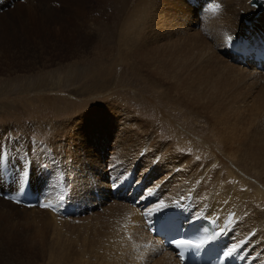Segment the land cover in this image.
<instances>
[{"label": "bare ground", "instance_id": "1", "mask_svg": "<svg viewBox=\"0 0 264 264\" xmlns=\"http://www.w3.org/2000/svg\"><path fill=\"white\" fill-rule=\"evenodd\" d=\"M10 1L13 0H0V10L7 7ZM156 1L160 2V0H105L103 10H100L101 5L99 9H96L97 11L94 12L92 10V13L91 8L93 6H85V9L80 12L82 4H76L73 6V11L79 17H83L82 22H84L82 24L80 22L77 23V26L63 21L60 17V12L54 8L57 7V3H55L57 1L55 0H24L25 6L20 7V5H17V8H23V11L25 9L24 13L28 20H19L18 26L12 22V19H6L5 15L0 14V29L3 30L10 27L12 30H20V32L24 33L25 39L27 37L30 38L29 35L33 34L34 27H39L38 31L43 27L44 29L41 32L47 33V27L51 23L61 27L70 25L73 27L71 29L73 33L81 31V26L85 27L86 24H88V28L93 26L92 31L96 32L97 36L99 35V40L90 38V36L88 37L89 39H86V41L96 43L95 52L93 51L94 54L91 58L96 60V57L100 56L105 58V61L113 58L111 60L115 61V67H118V65L127 67L132 72V78L130 79L145 82L148 89L143 92L148 93L146 95L150 97L148 104L153 105V108L146 109V107L142 106L140 108V105H146L144 100L148 101V97L144 95H141V101L136 102L133 106L138 109L132 108L131 104L124 109L116 103L117 100H107V105L109 106H105L107 110L103 113L106 118L101 120V115H95V112L90 109V113L81 114V121L77 124L69 120V123L55 125L54 133L51 131L53 126L45 125L41 129V133L42 135L48 134L50 139L48 141L44 140L43 143L37 140L41 138L39 135L36 139L32 138L31 134L27 135L24 132H21V136H17L15 133L11 136H6L7 129L5 131L0 130V147L2 145L4 152L3 163L0 165V196L2 197H0V252L4 251L1 247L7 244L10 247L13 244L12 241L15 242L25 238L31 226V222L28 220L39 218V212H37L39 209L37 211H35L36 209L28 211L29 209L17 206L7 199L9 196H19V193L17 195L19 187L22 183H27L28 181L24 169L26 164L23 170L21 167L22 162L26 158L31 159V165L36 167L40 163L38 169H34L31 174V180H34V184L35 182L36 185L43 184V182L47 181V174L44 169H48V178L51 185L50 187L48 185L47 194L58 189H64L65 192H68L66 189L69 188L73 193V195L71 194L72 197L69 194V199L74 205H78L79 208L84 207V204H88L89 200L96 202L100 198L107 201L111 200L116 204L117 208H120L122 205L114 201L116 198L111 199V194L109 196L108 193L105 195L102 192L108 182V180L106 181L108 173L104 167L108 162L104 156H100L107 153L111 155L119 153L122 155L119 158L117 156V161L119 160L118 162L122 164L121 166L124 170L131 175L128 179L132 181L134 186L142 185L148 195L153 197L154 204L147 208V212L151 216L162 215L173 205H182V210L187 212L188 217L207 218L213 221L219 229L223 228L225 236L222 241L225 244V249H235L243 264H264V207L262 210L258 203L261 201L262 192L261 195L256 194V197L247 190V193L245 191L243 194L244 197H240L243 192L237 190L242 187V181L240 182L239 179V182H237V177L233 178L234 174L227 169L228 166L241 171L246 168L249 171L248 174L251 171H255L257 174L260 173V177L264 182V95L250 98L246 93H239L232 86L231 81L233 75L236 76L237 72H241L245 76L255 75L263 77L264 72L256 70L248 64L237 63L236 59L224 48V44L228 39L239 40L244 36L255 42L264 39V7L258 6L255 9L250 2V7L253 10L247 8L248 10L245 9L246 11H244L242 7L244 8L247 5L248 2L246 1L247 3H244V6H240L241 10L245 12L243 18L236 19L234 23L231 22L230 18L229 20L224 19L225 23L227 22L231 28H227V24L224 27V25L220 24L222 22L220 21L218 23L222 26V32L214 27L213 34H217L212 39L210 38L211 40L207 38L209 42L200 46H189L180 39L166 38L165 35L169 31V26L166 25L167 20L165 23L164 17H167V14L165 15L164 12L159 13L162 7L159 11L160 3L158 2L159 4L157 3L158 6H156ZM238 1L240 3V0ZM233 2L236 3L235 1ZM177 3L180 6H172L177 11V14L173 17L170 16L172 18L170 24H175L174 18H176L177 24L181 25L187 20L189 14L185 12L181 0H177ZM111 7L114 8L113 13ZM155 7L157 10L156 15H152ZM224 7H222L223 11H225ZM107 10L112 14L110 15ZM230 13L236 18L239 12L237 11L236 14L235 11H228L226 13L227 18ZM100 15V21L106 16L111 19H113L114 15L120 19L122 16V25L118 27L116 39L112 29H110V34L112 35L109 36L110 38L107 37L109 31L103 32L102 25L107 20L97 26L95 23L96 18L94 17ZM240 15L242 14L239 13ZM256 15L258 16L255 17ZM217 16L218 14L216 18ZM218 18L223 19L224 17ZM244 21L248 25H245ZM113 22L115 23V21ZM187 23L185 22V24ZM212 23L209 22V25H207L209 30L212 29L211 27L216 21ZM225 23L223 22V24ZM113 25L111 26L115 30L116 26ZM234 25H236V28ZM153 27L157 30L150 31ZM186 29L184 28L183 32ZM38 31L37 33H39ZM219 32L221 33L219 34ZM56 33L63 35V30L59 29ZM112 38L116 42L114 45L109 43ZM105 44L109 47L114 46V48H106ZM97 46L99 50L105 49V53L102 51L98 52ZM214 47L219 48V51L217 50L216 52L213 49ZM9 49V47H6L4 51L6 52ZM201 61L205 62V64ZM201 63L203 64L202 66H200ZM98 66L100 67L99 64ZM59 72L61 73L58 74L59 77L57 79L64 77L65 81L67 80L66 82H70L69 76H72L73 70L67 69L66 71V69H63ZM262 73L263 75H260ZM239 76L241 75L239 74ZM49 79L47 74L39 77L38 80L27 86V90L36 91L41 89V91L45 92L48 89V84H54ZM100 80L104 79L101 78ZM234 84L236 85V83ZM54 85L60 87V85ZM85 86L83 85L81 92L87 93L91 88L88 85L87 88ZM85 89L86 91H84ZM103 90L105 91V89ZM106 90L109 89L107 88ZM81 92L77 93L81 94ZM38 98L36 96L35 100L43 102L42 98L40 100ZM80 103H86V105L90 106V104L97 103V101L92 99L75 104L78 105ZM73 110L75 113L76 109ZM249 118L254 119H252L254 121L253 125L250 124L251 121L250 123L248 122ZM177 125L180 129H189L190 134L195 137L196 134L202 136V139L197 142L184 141L181 139L183 136L181 134L178 135L173 128V126ZM189 130L186 133H189ZM37 133L39 134V132ZM29 144L39 154L46 152L49 147H52V151L55 154L53 157L42 156L41 158L36 154L31 155L30 151L32 149L28 148ZM155 144L157 145L153 147L152 145ZM19 145L21 151L16 149V146ZM203 147L209 148L208 153L196 151L201 150ZM196 159H199L200 162H196ZM101 163L104 164L102 168ZM42 165H45L44 169ZM121 166L118 168H121ZM109 170H113L112 166H109ZM245 171L247 172V170ZM60 175H62V180H64L63 183L56 181V178ZM242 177L241 179H243ZM253 177H250V179ZM224 180L226 183H224ZM252 180L256 181V179ZM249 186L251 187V184ZM253 187L257 188L256 184ZM260 190L258 189L256 192ZM262 190L264 191V189ZM41 193L43 192L39 190L37 196ZM247 195L250 200L249 202L244 201L246 202L244 203L241 200L244 198L248 199ZM238 197L242 198L240 202ZM72 203H69V206L74 212L75 208ZM111 208H107L110 216H112L111 212L113 210ZM124 210L129 213L126 212L124 215L123 228L121 229H123L126 236L127 246L130 250L128 253H131L130 256L133 257L132 259L130 258L132 264H179L172 251L164 250L156 240L149 237L140 221L139 214L135 212L133 207L129 206V203L124 207ZM49 217L54 221L53 216L50 215ZM110 220L112 221V219ZM36 222L33 221V223ZM99 223L102 230H99L100 233L97 236L100 242L94 247L96 252L90 253L89 248L91 249V247L84 250V253H87L90 257H94V253L98 255L104 251L114 252L116 245L114 243L117 240L114 239L115 242L113 243L114 230L111 226L112 223L108 221L105 223L100 219L97 224ZM22 233L25 235L22 236ZM30 237L32 236L30 235ZM28 243H30L29 239ZM31 243L34 245L35 241L32 240ZM84 253L79 259L82 261L75 260L73 264H96L94 262L90 263V260H85ZM58 254L60 253L58 252ZM57 258L58 260H64L61 255ZM121 264L123 263L121 262Z\"/></svg>", "mask_w": 264, "mask_h": 264}, {"label": "rangeland", "instance_id": "2", "mask_svg": "<svg viewBox=\"0 0 264 264\" xmlns=\"http://www.w3.org/2000/svg\"><path fill=\"white\" fill-rule=\"evenodd\" d=\"M23 1L24 0L10 1L9 4L7 5V7H4L3 9L0 10V14L5 15L6 19H10V20L12 19V22H14V24L18 26L19 20H22V21L28 20V17L24 13L25 9L23 11V8H17V5H20V7L25 6V2H23ZM55 1H57V2H55V3H57V7H54V8L60 12V17L63 19V21L70 23V24L71 23L75 24L77 26V23L80 22L82 24L84 22H82L83 17H79L76 13H74V11H73L74 5H76V4L80 5V3L83 5V6L81 5V10H79L80 12H82V10L85 9L84 8L85 6L91 5V6H93L91 8V13H92V10H94V12L97 11L96 9H99L101 5H102V7L100 8V10H103V4H104L105 0H55ZM163 1L164 0H160V2L156 1V6H158V4L160 3L158 10L160 11L161 7H162V9H161V12H159V13L164 12L165 15L167 14V17H164V19H165V23L167 20L166 25L169 26L168 32L169 33L174 32V34H172V33L169 34L167 32V35H165L166 38H169V39L170 38H173V39L176 38V40L180 39L181 41H185V44L189 45V46H193V45L194 46H197V45L200 46L206 42H209L208 40L210 38L212 39V37L217 34V33L213 34L215 28H217V30L223 31L222 26H220V24L224 25V27L226 24L228 25L227 22L225 23L224 19L229 20V18H230V20H232L231 22L234 23V21L236 19L243 18V16H244L243 14L245 13V12H243V10L246 11V10H248L247 8H249V10H253V8L250 7V1L251 0H244V1L240 0V3L238 0H224V1L223 0H204L206 7L199 14V12L197 13V9H202V7L194 8V7L189 6L188 2L186 3L185 0H181L183 3L182 5H184L185 12L186 13L188 12V14H189V16L185 22L186 23L189 22V23L185 24V22H184L183 23L184 25L183 24L180 25L179 23L177 24V22L175 21L176 18H174L175 24L174 23L170 24V20L172 21V18H170V16L173 17L175 14H177V11L175 9H173L174 6H178L177 0H170V1L165 0L164 4H163ZM233 1H235L236 3H234ZM161 3L164 5V7ZM244 3L245 4L247 3V5L244 8L242 7L243 10H241L240 6H244L245 5ZM59 4H60V7H59ZM218 4H219V7L215 8V5H218ZM237 4L238 5L240 4V5L238 6ZM224 6H226V7H224ZM222 7L225 8V11H223L224 9ZM235 7H237V8H235ZM226 8L227 9L229 8V9L227 10ZM236 9H238V10H236ZM113 11H114V8H112V13H113ZM156 11L157 10L155 7V10H154V12H152L153 13L152 15H156L155 14ZM216 11H217V13H215ZM228 11H230V12L235 11L236 14L238 11L242 15L239 16V13H238L237 14L238 16H236V18H235L232 16L233 14L231 15V13H230V16H228V18H227L226 13ZM107 12H108V10H107ZM218 12L221 14H219ZM108 13L110 15L112 14L110 12H108ZM217 14H218V16L216 18ZM249 14H250V12H249ZM249 14H247V15L249 16ZM81 16H82V14H81ZM222 16L224 17L223 19L218 18V17H222ZM90 17H91V14H90ZM100 17H101V15L94 17V18H96L95 23L97 24V26L100 23H103L104 20H107V22L103 23V25H102L103 32L109 31V34L107 35V37H109V36H112L110 34V29H112V33L114 35V38L116 39L117 38L116 32L118 30V27L122 25V21H123L122 16H121V19L115 15H114L113 19H111L110 17L108 18V16H106L103 18L102 21H100V19H99ZM214 17L218 20H216ZM231 17H233V18H231ZM214 19L216 21L215 24H213L215 22ZM112 20L115 21V23ZM209 20H211V21H209ZM220 21H222V22H220ZM209 22L210 23L213 22L212 24L215 25V26L212 25V27H211L213 30L208 29L207 25H209ZM218 22H220V24ZM223 22L225 24H223ZM27 23L29 24V22H27ZM48 23H51V22H48ZM110 24L111 25L114 24L113 26H116L115 30L112 28V26ZM217 24H218V26H217ZM36 25H38V24L36 23ZM177 25H178V27H177ZM87 26H88V24H86L85 27L81 26V31H77V32L73 33V32H71V29L73 27H71L70 25L65 26V27H61L58 25H53V23H51V25H48V27H47V33L41 32V30L44 29L43 27L40 29V31L37 30L39 27L38 28L34 27V29H33L34 31L32 32L33 34L29 35L30 38L27 37V39H25L24 33L20 32V30H18V31L12 30V29H10V27L8 29H3V30L0 29V130L5 131V129H7L6 136L7 135L11 136V135H13V133L17 134V136L18 135L21 136L22 133L24 132L27 135L31 134L30 136H32V138H34V139L38 138V135L41 136V138H38L37 140H39L40 142L43 143L44 140L48 141L50 139L48 134L45 133L42 135V133H41V129H43L45 127V125L53 126L51 131H52V133H54L55 128H56L55 125H61V124L69 123V120H72L73 122H75L77 124L78 122L81 121V117H80L81 114L85 113V112L90 113L91 112V111H89L90 109H92L95 112L94 113L95 115L100 114L101 120H102V119L106 118V117H104L103 113L107 110L105 108V106L107 105V102H108L107 100H112V101L117 100L116 103L119 106H121V108H124V109L127 108V105H130V104H131V107L134 108L133 107L134 104L138 101H141V95H144V96L148 95L147 92H143L144 90L148 89L145 82H143L141 80L135 81V79H133V80L130 79V78H132V72H130L128 70V68L125 67L124 65H118V67H115L114 66V65H116L114 63L115 61L111 60L113 58L109 59L108 61H105V58H102L100 56H97L96 60L91 58L92 55L94 54L93 51L95 52L94 49L96 47L95 46L96 43L93 41H86V39H89L88 37L90 36V38H97L99 40V35L97 36V33L96 32L94 33V31H92L93 26H91V28H88ZM171 26H173V27H171ZM204 26L206 29L204 28ZM219 26H220V29H219ZM234 27L236 28V25H234ZM184 28L185 29L187 28V29L183 32ZM227 28H231V27L228 25ZM59 29L63 30V35H58L56 33ZM152 30L154 31L157 29L153 27V29L151 28L150 31H152ZM194 30H195V32H194ZM207 30H208V33H207ZM37 31L39 33H37ZM83 32H85V33H83ZM221 32H219V34ZM209 33L210 34L212 33V34L210 35ZM173 35H175V36L173 37ZM183 35H185L186 37ZM207 38H209V39H207ZM110 40L113 41V42L112 41L109 42L111 45H114L116 43L113 40V38ZM105 45H106V48H111V49L114 48V46L109 47L107 44H105ZM6 47L10 48L9 50H7L9 52L4 51ZM97 49H98V52L102 51L105 53V49L99 50L98 46H97ZM213 49H215L216 52H217V50L219 51V48H217V47L216 48L214 47ZM201 62L203 64H205V62H203V61H201ZM108 63H109V65H108ZM202 63L200 66L203 65ZM98 64L100 65V67L98 66ZM73 66H75V67L73 68ZM109 68H111V69H109ZM63 69H66V71H67V69L73 70V74H71V75L74 77L69 76L70 82H66L67 80L65 81L64 77H62L61 79H57L59 77L58 74L61 73L59 71H61ZM105 71H107L106 74H105ZM238 73L242 77L239 76ZM44 74L45 75L47 74L48 77L50 78L49 80L53 81L54 84L60 85V87H56L54 84H53L54 85L53 86L51 83V84L47 85L48 89L45 92L41 91V89H38L36 91H33V90L28 91L27 86H29L30 83L38 80L39 77L45 76ZM235 75L236 76L233 75V77H235L236 80L233 77L231 79L232 86L235 89H237V91L239 93L240 92L246 93V94H248V96L250 98H255L256 96L262 95V94L264 95V91H263L264 90V77L263 76H255V75L245 76V75H242L241 72H237ZM260 75H263V73ZM101 78L104 80H100ZM96 81H98V82H96ZM252 81H253V83H252ZM102 82H105V83H102ZM100 83H102V84H100ZM234 83H236V85ZM83 85H86L85 86L86 88H87V85L90 86L91 91L89 90V91H87V93L81 92V89H83ZM107 88L109 90H106ZM135 88H136V90H135ZM103 89H105V91ZM84 91H86V89ZM77 92H81V94L77 93ZM254 92H256V93H254ZM36 96H37V98H38V96H40V98H42L43 102L35 100ZM146 97H148V101L143 99L145 101L146 105L142 104V105H140V108H141V106L144 108L146 107V109L147 108H153V105L148 104V102H150L149 101L150 97L149 96H146ZM40 98H38V99L40 100ZM142 98H143V96H142ZM92 99H95L97 101V103H92V104H90V106L86 105V103H80L78 105L75 104V103H78L80 101L86 102V100L89 101ZM33 100H34V102H33ZM62 105H64V106H62ZM107 106H109V105H107ZM73 109H76L75 113H74ZM134 109H138V108H134ZM252 119L253 118L248 119L249 123L251 121V123H250L251 125L254 124V121H253L254 119L253 120ZM173 128L178 135L181 134V136H183V137H181V139H183L184 141H191V142L196 141L197 142L198 140L202 139V136H198L197 134H196V137L191 135L189 129H185V128L180 129L178 125L173 126ZM183 129H185V130L183 131ZM188 130H189V133H186V131H188ZM36 131L39 132V134ZM257 132H259V131H257ZM9 141H11V140H9ZM156 145L157 144L152 145V146L155 147ZM1 147H2V145H1ZM31 147H32V145L29 144L28 148H31ZM16 149L21 151L20 145L16 146ZM31 149L32 150L30 151V154L31 155L36 154L40 158L42 156L53 157L55 154L52 151V147H49L46 150L47 153L44 152L45 154L44 153L39 154V152L33 150V148H31ZM208 149L209 148L203 147L201 150H196V151L199 153H202V152L208 153V151H209ZM121 155L122 154H119V153L118 154L115 153L112 155L110 153H107L106 155H100L102 157L104 156L105 160H107V162H108L107 164H105L106 166H104V164L101 163V168H102V166H104L105 171L108 173L106 181L108 180V175H110V173H112V174L117 173V174H114L115 177L116 176L118 177L119 175L121 176L124 173L123 171H125V170L121 166L122 164L118 162L119 160L117 161V159L119 157H121ZM117 156H118V158H117ZM195 161L200 162L199 159H196ZM114 164H116V165H114ZM107 165L112 166V169L113 170L115 169V170L110 171L109 166H107ZM118 165L121 166V168H118L119 167ZM39 166H40V163L38 164V167ZM26 167L28 168V166L25 165V167H24L25 172L27 173V171H29L30 174H32L34 172V169H38V167H36L35 165H31L30 170L27 169ZM42 167L44 169L45 165H42ZM228 167H227V169H229L230 172H232V174H234L233 175L234 177L232 175H230V176L233 178L237 177V182H239V179H240V182L242 181V187L241 188L243 190L240 187L239 188L237 187L238 189H240L237 191L243 192L242 194L240 193L241 195L239 194L240 197L243 196L245 191L247 193V190L249 192H251L253 194V196L255 195L256 197H257L256 194L261 195V192H262L261 201H259L258 203L260 204L261 209L263 210V207H264V205H263L264 204L263 193H264V191L262 189H264V182H263L262 178L260 177V173L257 174L255 171H251V173H249L250 174L249 175L248 174L249 171L246 168H245V170H247V172L245 170L241 171V170L235 169L232 166H230L229 168ZM216 168H218V167H216ZM122 169H123V171H122ZM116 171H119V172H116ZM35 172H38V171H35ZM42 172H43V170H42ZM243 173H244V175H243ZM242 175H243V177H242ZM248 176H249V178H248ZM241 177L244 180H248V179L249 180L244 181L243 179H241ZM250 177H253V178L250 179ZM57 178H56V181L58 183H60V182L63 183L64 180H62L63 179L62 175L58 176ZM26 179H27V177H26ZM30 179H32L31 176H30ZM252 179H256V181L252 180ZM32 182H33L32 185H36V182L34 184V180H32ZM246 182H247V185H246ZM261 182H262L263 186H262ZM224 183H226L225 180H224ZM250 184H251V187L255 186V184H256L257 188H255V187L251 188L249 186ZM107 185L109 187L111 186V184H109L107 182L106 187L102 192H104L105 195H106V193H108V195L110 196L111 193L109 191V187L107 188ZM250 189H251V191H250ZM258 189L259 190L261 189L262 191L260 190V191L256 192V190H258ZM66 191H68V192H66L68 194V197H69V194H70V197H72L71 196V194L73 195L72 190L67 188ZM37 192H39V189L35 186L36 195H37ZM249 192H248V194H249ZM18 193H19V191L17 192V195H18ZM50 193H52L51 197L53 199H55L57 197L56 192L50 191L49 194ZM46 194H47V192H46ZM12 197H16V195H14ZM38 197L42 198V200H43L44 197H48V196H45L44 193H41L40 195H38ZM240 197H238L239 202L242 199V198L240 199ZM247 198L248 199L244 198L241 201H243V202L248 201L249 202L250 199H249L248 195H247ZM111 199H115V198L111 197ZM114 201L121 203L122 206L120 208H123V209L117 208L116 204H114L111 200L107 201L106 199L103 200L102 198H100L96 202L94 200H92V201L89 200L88 204H84L85 205L84 207L83 206L80 207L77 211V214L72 216V217H69V219L68 218L61 219V218L55 217V216H53L52 213H50L49 211H47L44 208L43 209L34 208V207L33 208H25V207L20 206L24 209H27V210L29 209L28 211L35 210V209H36L35 211H37L39 209L37 211V212H39V218H37V219L34 218L35 220H32V219L28 220L29 222H31V226L29 228L30 231L27 232L28 234H26L25 238H21L20 240L15 241V242L12 241L13 244L10 247H8V244L4 247H1L4 251L0 252V264H53V263L54 264H66V263L68 264L69 262H71L69 264H73L75 262V260L78 261L79 259H81V256L83 255L82 253H84L85 249L87 250L89 247H91V249L89 248V252L90 253L96 252L94 247H96L97 244L100 242V239H98L99 237H97V236H99L98 234L102 230V227L100 228V226H101L100 223L97 224L99 219L104 221L105 223L107 221L112 223L111 226H112V229L114 230L113 243L115 242V240H117L116 241L117 243L116 242L114 243V245L116 244L114 247V252H105L104 251L105 253H107V254H105L104 252L101 251L102 253L98 254V255H96V253H94L93 255L95 258L88 256L87 253L86 254L84 253V256L86 258V259L85 258L84 259L87 261L90 260L89 261L90 263L94 262L96 264H106V263L107 264H118V263L121 264V262L123 264H132L131 259L133 257L130 256L131 253L130 254L128 253V252H130V250L127 246L128 243L126 240V236L123 232V229H121V228H123V223H124L123 217H124L126 212L129 213L128 211L124 210V207L128 205V202H126V200H123V199H116ZM246 202H244V203H246ZM153 204L154 203L152 202V205ZM17 206H19V205H17ZM102 208H103V210H102ZM107 208L113 209L111 212L112 216L109 215ZM28 211H27V213H28ZM117 211H119V212H117ZM50 215L54 217V221L52 220V218L49 217ZM93 216H95V217H93ZM28 217H31V216H28ZM96 219H97V221H96ZM110 219H112V221ZM93 220H95L96 222ZM33 221H37V222L33 223ZM119 227H120V229H119ZM91 234H93V235H91ZM24 235L25 234L22 233V236H24ZM30 235L32 237H30ZM94 235H95V237H94ZM28 239H29L30 243H28ZM32 240L35 241L34 245H33V243H31ZM121 240L122 241L125 240V242L122 243ZM87 243H90V244H87ZM121 244H123V245H121ZM92 248L94 249V251ZM115 249H117V250H115ZM119 249H122V250L119 251ZM54 252H56V253H54ZM58 252L60 254H58ZM64 252H67L68 254L64 253ZM117 253H119V254H117ZM60 255H61V257L64 258V260L63 259L58 260L57 257ZM67 255H69V256H67ZM113 255H115V256L112 257ZM124 257H126V258H124ZM49 260H50V262H49ZM127 260H129V261H127ZM79 261L81 262L82 260H79Z\"/></svg>", "mask_w": 264, "mask_h": 264}, {"label": "snow or ice", "instance_id": "3", "mask_svg": "<svg viewBox=\"0 0 264 264\" xmlns=\"http://www.w3.org/2000/svg\"><path fill=\"white\" fill-rule=\"evenodd\" d=\"M218 7H219V5H215V8H218ZM3 155H4L3 148L0 147V165H2V163H3ZM25 155H27V154H25ZM31 163H32V161L30 159L26 158V160L24 162H22V164H21L22 170H23V167L25 164L28 166V169L30 170ZM161 204H162V202H161ZM145 215H150V213H145ZM176 243L179 245L181 243H191V242H189V241H176ZM233 251H235V249H229V250L223 252L222 255L227 257V256L231 255ZM179 259L184 260V256L182 254H180Z\"/></svg>", "mask_w": 264, "mask_h": 264}]
</instances>
